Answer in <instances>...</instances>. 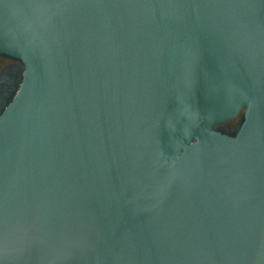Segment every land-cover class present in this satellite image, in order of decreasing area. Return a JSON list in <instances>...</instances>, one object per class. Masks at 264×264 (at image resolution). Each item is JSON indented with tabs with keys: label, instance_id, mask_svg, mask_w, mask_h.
I'll return each instance as SVG.
<instances>
[{
	"label": "water",
	"instance_id": "water-1",
	"mask_svg": "<svg viewBox=\"0 0 264 264\" xmlns=\"http://www.w3.org/2000/svg\"><path fill=\"white\" fill-rule=\"evenodd\" d=\"M0 53V264H264V0H0Z\"/></svg>",
	"mask_w": 264,
	"mask_h": 264
},
{
	"label": "flooded vegetation",
	"instance_id": "flooded-vegetation-1",
	"mask_svg": "<svg viewBox=\"0 0 264 264\" xmlns=\"http://www.w3.org/2000/svg\"><path fill=\"white\" fill-rule=\"evenodd\" d=\"M24 70L25 67L19 59L0 53V115L20 89ZM242 121L243 111L235 118L219 126V130L229 135H235L236 129Z\"/></svg>",
	"mask_w": 264,
	"mask_h": 264
}]
</instances>
